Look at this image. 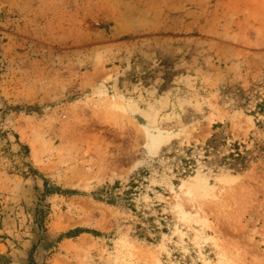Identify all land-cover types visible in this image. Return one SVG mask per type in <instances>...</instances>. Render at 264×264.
<instances>
[{
	"label": "rangeland",
	"instance_id": "374dc122",
	"mask_svg": "<svg viewBox=\"0 0 264 264\" xmlns=\"http://www.w3.org/2000/svg\"><path fill=\"white\" fill-rule=\"evenodd\" d=\"M261 102L264 0H0V264H264Z\"/></svg>",
	"mask_w": 264,
	"mask_h": 264
},
{
	"label": "trees",
	"instance_id": "16d2710c",
	"mask_svg": "<svg viewBox=\"0 0 264 264\" xmlns=\"http://www.w3.org/2000/svg\"><path fill=\"white\" fill-rule=\"evenodd\" d=\"M256 108H257V112L258 113H263L264 112V103L263 102H261L260 104H258L257 106H256ZM232 146H233V150L230 152V155L234 158V159H238V158H243L244 156V154L245 153H247L249 150H241V146H242V144H240V143H232ZM26 150H28V147L25 145V146H23ZM244 166H245V164H243ZM111 188H115V186H113V187H111ZM49 191V190H48ZM76 232H83V230H81V229H76V230H73V231H70L68 234H66V236L67 235H71V234H76ZM1 256V255H0ZM2 264H7V262H5V263H2Z\"/></svg>",
	"mask_w": 264,
	"mask_h": 264
},
{
	"label": "bare ground",
	"instance_id": "6f19581e",
	"mask_svg": "<svg viewBox=\"0 0 264 264\" xmlns=\"http://www.w3.org/2000/svg\"><path fill=\"white\" fill-rule=\"evenodd\" d=\"M173 135H174L173 132H169V133H165V134L158 132L156 135V143L155 144H157V146H158V144L161 143L162 141H164V139L170 138Z\"/></svg>",
	"mask_w": 264,
	"mask_h": 264
}]
</instances>
